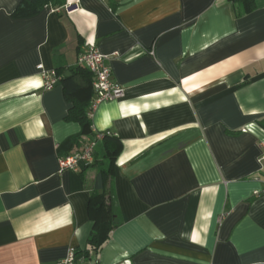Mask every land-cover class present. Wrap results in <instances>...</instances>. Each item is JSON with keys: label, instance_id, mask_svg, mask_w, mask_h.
I'll return each mask as SVG.
<instances>
[{"label": "crops", "instance_id": "1", "mask_svg": "<svg viewBox=\"0 0 264 264\" xmlns=\"http://www.w3.org/2000/svg\"><path fill=\"white\" fill-rule=\"evenodd\" d=\"M24 1L0 0V264H60L71 249L100 264H264V0L250 13L229 0L19 13ZM90 46L109 57L121 99L96 104L77 65ZM44 71L61 78L51 90ZM75 106L90 133L69 118ZM98 133L121 140V223L87 253L105 137L92 165L60 172L59 160Z\"/></svg>", "mask_w": 264, "mask_h": 264}, {"label": "trees", "instance_id": "2", "mask_svg": "<svg viewBox=\"0 0 264 264\" xmlns=\"http://www.w3.org/2000/svg\"><path fill=\"white\" fill-rule=\"evenodd\" d=\"M236 5L241 6L245 13H250L255 9L254 0H229ZM61 2V1H59ZM58 5L56 0H25L19 7V13L25 11L36 12L42 7L49 5ZM57 3V4H56ZM113 10V9H112ZM90 72V71H89ZM91 73V72H90ZM92 74V73H91ZM70 119L78 121L84 130V134L90 133L91 119L82 106H75L69 116ZM111 134V133H110ZM104 148L105 157L109 162V167L104 171L106 188L102 194H93L90 210L93 217L94 229L90 236L87 253L90 251L98 252L110 237V233L120 226L113 219L115 217L116 195L112 183V173L114 162L122 149L121 140L113 135L105 134ZM110 217L104 219L108 211ZM89 259V258H87Z\"/></svg>", "mask_w": 264, "mask_h": 264}, {"label": "built area", "instance_id": "3", "mask_svg": "<svg viewBox=\"0 0 264 264\" xmlns=\"http://www.w3.org/2000/svg\"><path fill=\"white\" fill-rule=\"evenodd\" d=\"M77 65L84 67L94 76L93 89L96 93V104L119 100L124 95V88L112 78L109 57L103 55L95 46L85 47L77 58ZM43 69L41 65L39 67ZM43 88L51 90L60 81V76L56 71H44ZM102 133H98L94 139H90L84 149L67 157L60 158V172L67 170L79 171L81 165L90 166L94 163L95 148L99 140L103 138ZM264 161V154L262 157ZM264 193V191H263ZM60 264H100L98 261L77 258L76 251L71 249L67 257Z\"/></svg>", "mask_w": 264, "mask_h": 264}]
</instances>
